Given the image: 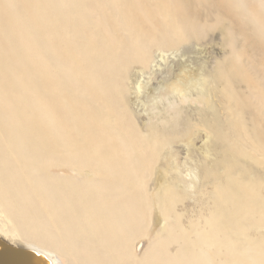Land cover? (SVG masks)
I'll return each instance as SVG.
<instances>
[{"label":"bare ground","instance_id":"6f19581e","mask_svg":"<svg viewBox=\"0 0 264 264\" xmlns=\"http://www.w3.org/2000/svg\"><path fill=\"white\" fill-rule=\"evenodd\" d=\"M0 5L6 20L0 30V203L18 215L16 221L0 216V239L32 250L50 264H212L206 248H223L244 264H264V188L253 193L236 190L225 197L216 191L204 199L208 186L220 189L216 178H204L190 198L193 202L177 208L174 195L200 183L204 172H188L184 177L168 173L173 159L164 163L171 150L167 148L161 151L154 173H147L141 148L131 145L126 126L119 122L125 104L119 105L115 97L125 85L132 95L127 120L134 117L145 151L155 137L152 128L171 125L178 104L188 101L212 107L210 99L216 92L211 95L213 79L211 84L206 68L200 65L192 72L179 68L166 92L160 86L168 92L165 95L175 94L179 103H169L162 114L155 113L160 115L158 121L148 116L141 123L140 113L133 108L138 103L133 104L141 93L144 97L150 76L160 69L167 53L157 49L145 69L149 41L138 29L129 28L123 17L126 6L116 0H0ZM171 6L176 10L179 4ZM143 18L150 23L149 12ZM174 24L171 35H179ZM137 62L142 65L130 69ZM262 87L264 114V82ZM155 95L161 99L164 94ZM39 97L45 105L36 103ZM176 124L172 130L179 128ZM207 132L203 147L197 148L190 135L182 141L188 153L202 149L201 154L208 156V140L213 136ZM255 173L260 174L254 171L251 177ZM137 190L144 193L149 207L147 222L135 201L123 202V195ZM162 232L184 238L175 241V252L162 242L173 243L169 236L157 237ZM40 263L45 264L37 258L36 264Z\"/></svg>","mask_w":264,"mask_h":264},{"label":"rangeland","instance_id":"374dc122","mask_svg":"<svg viewBox=\"0 0 264 264\" xmlns=\"http://www.w3.org/2000/svg\"><path fill=\"white\" fill-rule=\"evenodd\" d=\"M116 1L121 3L123 6H126L125 12L127 14H123V17L124 19H128L125 20L127 21L129 28L132 27L134 29H138V33L141 34L144 39H147V41H149L147 43L148 62L145 65V69L149 68L148 64L156 54L157 49H162L167 53V57L164 59V62L160 69L156 70L150 76L149 83L146 87L147 89L144 91V97H142V93L139 95L138 99L142 100L145 106L142 103V107H140L139 105L141 104V101L139 100H137V102L133 104L136 105L138 103L136 106H133V108L134 110L137 109L136 112L138 114L140 113L138 116V120L141 123L147 122L148 116H150L149 118H152L153 121H158L160 115L157 116L158 114L155 113L159 111L162 114L163 109L166 108L169 103H179L175 94H172V98L171 94L165 95L168 92H164L168 90V84H170L172 80L176 78V75L178 74L181 67H187L186 69L192 72L198 69L200 65H202L204 69L206 68V71L208 70V75L209 77L211 76L209 78V81L210 79H213V85L215 86L214 87L212 85L213 90L211 95L214 96L215 92L216 95L214 96L215 98L211 96L213 98L210 99L212 100V107H210L211 109L206 106L202 107L201 105L196 103L191 104V102L188 101H186V103L184 104H178V115L176 116V118L171 119V125L173 122L174 124L178 123L180 126L176 124L175 127L179 126V128H174L172 130L171 128H173L174 124L173 126L168 125L166 128H152L151 131L155 133V137L150 141L149 148L146 147L145 151L144 149L142 150L143 144H141V137L138 134V131L140 129L138 128V125L135 124L134 117L132 119V116H130L127 120V101L129 97H132V95H129V92L127 91L128 89L125 88V85L123 86L124 89L122 88L121 92H118V98L115 97L116 102L119 105L125 104V107L120 109L118 116L120 120L119 122L121 125L124 124L126 126L128 136L131 140V145H139V148H141V154L143 152L141 164H146L145 168L147 169V173L151 174L152 171L154 173L153 167L157 163L159 156H161V151H164L167 148L171 150L166 157L167 161L164 159V163L166 164L168 160L173 159L171 162L172 165L169 164L168 166L170 170V172L168 173L179 172L180 175L184 177L188 172H204V174H202V178L200 177V183L196 182L195 186L192 187V189L190 188L187 192H179L174 195L175 205L177 206V208H182L184 204L187 205L193 202L192 200H190L191 196L195 197L197 190H200L199 188H201L202 186L201 183L204 182L205 179L209 181L211 179L215 180L216 178L217 184L220 185V189L215 190L212 186H208L204 189V199L209 198L213 193H216V191H218L220 197H225L226 195L235 193L236 190H239L238 192L240 193L246 191L253 193L256 192L257 189L258 191L263 189L264 135L262 131L264 129L262 127V123L264 122V114L262 113L263 106L262 100L260 98L264 82V0H229L231 3H233L231 6L225 4L224 0ZM172 3H178L179 7L175 10L171 6ZM156 5H162L164 8L155 9ZM2 7L3 5H0V9H2ZM146 12H149L150 23L145 22L143 18V13ZM1 14L3 13H1L0 10V15ZM2 17L3 15L0 16V18L3 19L0 21V30L3 29L4 22L6 21L4 20L5 18ZM174 23H177V27L180 29L179 35H171V30L173 28V25H175ZM255 24L256 26H254ZM10 31L13 30L11 29ZM169 34L170 36H165ZM165 38L167 39V41H159V39ZM139 65L142 64L138 62L133 63L130 65V69H132L133 66L136 67ZM212 81H210L211 84ZM160 86L164 92L160 89ZM164 88L167 90L165 91ZM157 93L159 95L161 93L164 94L160 95V98L163 100L156 97L158 96L155 95ZM221 93H223V95ZM152 96H154L155 98H153ZM161 96L167 97L162 98ZM42 98L43 97L37 98L36 103L39 105L44 104L46 100ZM150 98L152 99L151 102ZM140 109H142L141 112L139 111ZM244 111H250L251 113H244ZM123 113L125 115L122 117ZM173 114L174 111L172 110L170 112V115L172 116ZM201 116H203L204 118ZM214 117H216L217 119H215ZM257 117L259 118L256 119ZM179 120L180 122H178ZM199 124L202 125L199 126ZM218 124L220 125L218 126ZM169 128L171 131L169 130ZM196 128L199 131L197 130L196 132ZM191 129L194 131L192 132ZM201 129L205 131V133H203ZM206 132L211 134V137L213 136L212 139L210 138L208 140V156L205 158L201 154L200 151L202 149L200 151H194V154L188 153L189 150L182 141L186 139L188 135H190L191 138L193 137L192 142L197 148L203 147L202 141L206 138ZM260 132L261 134H257ZM213 139L221 144L219 145ZM168 144H170L171 146H168ZM210 147H212L213 151ZM216 147L219 148L216 149ZM244 149L245 151H242ZM151 150L154 152V155L152 154ZM225 151H228V153ZM255 161L260 163L255 164ZM248 166L250 167L247 168ZM251 168L252 171H250L249 173V170H251ZM255 168L260 174L258 175L255 173L256 175L254 174V176L251 177L252 172H257ZM137 193L138 196H136ZM143 195L144 193L141 192V190L134 191L133 194H125L123 195V202L125 204H135L136 202L135 205L140 207L138 208V210L142 213L143 218L147 222L149 219L148 216L150 215V211L149 207L145 205ZM142 201L144 205L141 204ZM207 202L210 206H212V202L209 203L210 199ZM1 205L2 203H0V216L5 217L6 215H8L15 221L18 219V215L13 208L6 204L2 206ZM145 209L147 212L145 211ZM195 213L197 212L195 211ZM193 220L195 221H193V225H196L197 220H195V217H193ZM123 233L122 235H125V233L127 232ZM204 234L205 236H207L206 232ZM191 235L192 234H190V237L193 236ZM126 236H128L129 240V237L132 235ZM168 236L170 237V240H173V243L167 244V242H165L166 240L162 242H164L163 244H165L164 246L168 248L167 250H169V252H175V248H177V242L175 241L184 240V238L179 236L177 233L166 235L164 234V232H162V234L159 233V235H157L158 238H166ZM132 238L134 239V237ZM111 243L113 244V242ZM168 245H170L171 247H169ZM205 245L209 246L208 243H205ZM164 246L161 247L164 248ZM205 250H207L206 253L212 260V264H244L240 260L226 255V251L223 248L217 251H213V249L211 248H206ZM164 251L166 252V254L169 253L166 251V249ZM226 258H229V260H227Z\"/></svg>","mask_w":264,"mask_h":264},{"label":"water","instance_id":"95a60500","mask_svg":"<svg viewBox=\"0 0 264 264\" xmlns=\"http://www.w3.org/2000/svg\"><path fill=\"white\" fill-rule=\"evenodd\" d=\"M37 258L45 262V264H50L42 255L32 250L13 247L0 239V264H36Z\"/></svg>","mask_w":264,"mask_h":264}]
</instances>
